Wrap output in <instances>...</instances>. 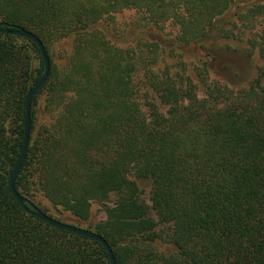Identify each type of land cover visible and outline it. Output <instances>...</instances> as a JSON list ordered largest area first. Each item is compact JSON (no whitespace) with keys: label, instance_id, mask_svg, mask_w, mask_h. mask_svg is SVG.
<instances>
[{"label":"trees","instance_id":"obj_1","mask_svg":"<svg viewBox=\"0 0 264 264\" xmlns=\"http://www.w3.org/2000/svg\"><path fill=\"white\" fill-rule=\"evenodd\" d=\"M125 8L154 27L176 22L178 44L211 68L224 25L264 0H0L2 26L32 32L50 62L16 190L84 221L102 204L105 218L87 229L116 264H264V71L242 89L205 75L202 95L183 77H157L156 42L123 50L97 27ZM259 39L264 54V28ZM43 71L33 42L0 33V264H110L100 243L28 214L10 191L25 99ZM138 74L153 102L139 101Z\"/></svg>","mask_w":264,"mask_h":264},{"label":"rangeland","instance_id":"obj_2","mask_svg":"<svg viewBox=\"0 0 264 264\" xmlns=\"http://www.w3.org/2000/svg\"><path fill=\"white\" fill-rule=\"evenodd\" d=\"M109 16L108 26L106 23L100 22L97 27L106 34L113 44L123 50H129L134 48L133 46L139 40L142 44L156 42L158 49L154 54L158 60L150 66V70L155 72L157 77L166 76L175 79L178 76L191 81L196 84L199 95L203 93V88L199 82L205 75L221 83L227 81L233 89H242L247 87L258 73L264 71V54L261 52L262 47L259 39L264 28V9L255 14H241L237 19L234 16L230 22L224 25L225 34H219L213 42V45H216L219 50V62L210 65L211 68L206 66L199 55L178 44L179 26L173 20H168L159 27H154L143 19V13L129 8L118 10ZM210 43L209 45H212ZM67 49H69V45L64 43V46L58 51L57 49L53 50V54L56 53L57 62H62ZM235 50L240 52L239 60L235 56L236 53L233 52ZM136 51L137 54L140 52L138 49ZM137 80L140 90L139 101L142 104L153 102L154 91L141 83L143 82L141 74H138ZM42 101L41 99L40 105ZM143 109L145 108L143 107ZM138 184L142 197L149 204V182L139 180ZM39 206L48 215L58 218L62 222L86 229L91 224L105 218L102 204L96 202L91 203L90 216L86 221L78 219L68 211L54 207L44 198H41ZM150 214L156 218L153 212ZM157 230L161 237H165L164 234L168 228L159 225ZM157 245L159 246L158 249L162 248L164 241L159 239Z\"/></svg>","mask_w":264,"mask_h":264},{"label":"water","instance_id":"obj_3","mask_svg":"<svg viewBox=\"0 0 264 264\" xmlns=\"http://www.w3.org/2000/svg\"><path fill=\"white\" fill-rule=\"evenodd\" d=\"M0 33L2 34H7V35H13V36H19L26 38L33 42L36 47L39 50L41 60L44 65V71L43 73L37 78L36 82L34 83L33 87L30 89L28 92L25 103H24V132H23V138H22V143H21V148H20V153L18 156V159L11 171L10 177H9V188L14 196V198L18 201L20 206L24 209L25 212L28 214H31L32 216L40 219L41 221L45 222L46 224L65 230L67 232L73 233L75 235L82 236L84 238H88L90 240H94L98 243H100L106 250L108 259L110 264H116L115 258L113 255L112 248L110 245L104 240L102 236L99 234L95 233L94 231L82 227H78L72 224H68L62 221H58L47 214H45L40 208L35 206L34 204L27 203L24 197H22L18 191L15 188V180L16 177L19 173V170L25 160L26 154H27V148L29 144V130H30V106H31V100L35 96V94L41 89L43 84L46 82L48 75H49V70H50V62L48 55L44 49V46L40 39L36 37L32 32H29L23 28H15V29H8L4 28L2 24L0 23Z\"/></svg>","mask_w":264,"mask_h":264}]
</instances>
